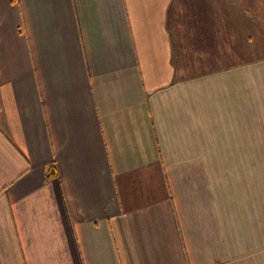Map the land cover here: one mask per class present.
<instances>
[{
  "label": "crops",
  "instance_id": "1",
  "mask_svg": "<svg viewBox=\"0 0 264 264\" xmlns=\"http://www.w3.org/2000/svg\"><path fill=\"white\" fill-rule=\"evenodd\" d=\"M259 25L264 0H0V264H264Z\"/></svg>",
  "mask_w": 264,
  "mask_h": 264
},
{
  "label": "rangeland",
  "instance_id": "2",
  "mask_svg": "<svg viewBox=\"0 0 264 264\" xmlns=\"http://www.w3.org/2000/svg\"><path fill=\"white\" fill-rule=\"evenodd\" d=\"M260 11H263V8H260ZM261 14V13H260ZM263 16V15H261ZM260 16V18H261ZM258 35H259V40H260V48L262 46H264V27H262L261 25H259V29H258ZM243 57H246L245 55H243ZM256 57H264V55L262 54V52L259 53V55H255V56H250L248 58H252V59H255ZM245 59V58H244Z\"/></svg>",
  "mask_w": 264,
  "mask_h": 264
},
{
  "label": "trees",
  "instance_id": "3",
  "mask_svg": "<svg viewBox=\"0 0 264 264\" xmlns=\"http://www.w3.org/2000/svg\"><path fill=\"white\" fill-rule=\"evenodd\" d=\"M52 176H57V171L53 165L46 168V172H45L46 178H50Z\"/></svg>",
  "mask_w": 264,
  "mask_h": 264
}]
</instances>
